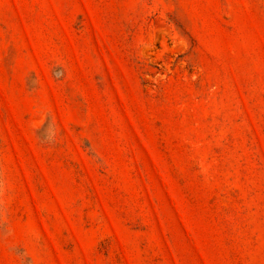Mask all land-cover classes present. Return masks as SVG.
I'll return each instance as SVG.
<instances>
[{"label": "rangeland", "instance_id": "374dc122", "mask_svg": "<svg viewBox=\"0 0 264 264\" xmlns=\"http://www.w3.org/2000/svg\"><path fill=\"white\" fill-rule=\"evenodd\" d=\"M0 264H264V0H0Z\"/></svg>", "mask_w": 264, "mask_h": 264}]
</instances>
